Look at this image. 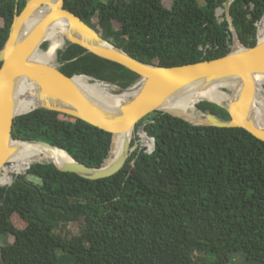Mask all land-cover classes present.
<instances>
[{
    "label": "trees",
    "instance_id": "obj_1",
    "mask_svg": "<svg viewBox=\"0 0 264 264\" xmlns=\"http://www.w3.org/2000/svg\"><path fill=\"white\" fill-rule=\"evenodd\" d=\"M26 1L0 0V49ZM226 1L173 0L168 7L164 0H64V7L135 58L176 66L231 50V24L217 14ZM229 12L242 42L254 46L264 0H234ZM57 52L69 76L120 87L140 79L76 43ZM197 107L229 118L217 103ZM139 128L155 139L154 148H134L110 176L89 179L34 162L0 184V235L14 237L0 246V264H61L66 254L71 264H235L240 252L264 263V140L243 127L196 125L165 111L144 116ZM12 134L48 141L89 166L111 157V132L61 111L18 115ZM141 136L152 146L143 130Z\"/></svg>",
    "mask_w": 264,
    "mask_h": 264
},
{
    "label": "water",
    "instance_id": "obj_2",
    "mask_svg": "<svg viewBox=\"0 0 264 264\" xmlns=\"http://www.w3.org/2000/svg\"><path fill=\"white\" fill-rule=\"evenodd\" d=\"M233 1L227 0L225 7L221 8L226 11L231 24L228 34L232 38L231 50L218 58L176 66H162L135 58L124 48L105 39L76 13L66 9L64 0H27L21 11L17 7L9 36L0 49V174L16 150L12 142L21 141L62 149L72 158L71 162L61 165L51 159L35 162H51L62 171L75 172L89 179L110 176L125 165L133 149L139 146L137 139L134 146L132 140L126 139L121 153L115 157L114 144L119 135L130 129L137 130L140 134L143 130L153 142L151 148H154L155 139L148 136L144 128L136 129V126L144 116L156 111L169 112L196 125L243 127L264 140V124L254 120L251 114L252 106L256 105L258 77L264 75V38L260 37L258 26L257 43L247 46L242 42L229 12ZM53 25L62 28L60 33L65 45L67 42L76 43L89 52L119 62L139 74L140 79L129 87H120L114 82L99 80L87 74L69 76L58 65L37 60L34 52L41 49L43 42L50 40L46 33ZM79 75L87 76L92 81L117 86L120 89L117 93L127 92L129 96L117 105L105 107L80 87L75 80ZM19 79L30 83L35 90L37 102V105L23 112L15 107V84ZM224 80H237L236 86L230 87L231 94L223 90L229 97L223 101L202 98L196 101V108L199 101L208 100L224 107L229 118H222L198 108L202 121L194 122L169 109L183 92L202 91L210 84ZM40 107L74 115L111 132V157L107 163L101 167L89 166L75 159L67 150L48 141L14 138L12 128L15 117ZM29 166L30 164L27 168ZM12 182L13 179L7 184ZM37 204L42 207L41 201Z\"/></svg>",
    "mask_w": 264,
    "mask_h": 264
},
{
    "label": "bare ground",
    "instance_id": "obj_3",
    "mask_svg": "<svg viewBox=\"0 0 264 264\" xmlns=\"http://www.w3.org/2000/svg\"><path fill=\"white\" fill-rule=\"evenodd\" d=\"M39 17V16H38ZM260 37L264 38V17L260 22ZM61 27L57 25L51 26L46 35L51 40L49 48L46 50L38 49L34 52V57L37 60L54 63L57 56V51L59 47L65 44L60 31ZM237 47H240L237 44ZM76 82L83 88V90L100 102L105 107H112L119 104L120 101L126 99L129 93H117L112 91L107 85L99 81H92L90 78L84 75L76 76ZM259 86L264 84V75L258 77ZM237 80H224L218 83H212L207 88L202 91H192L183 92L178 100H176L169 109L175 113H179L187 117L194 122L202 121V118L197 114L196 101L202 98H208L216 101L226 100L229 95L223 91V86L233 88L236 86ZM263 89V88H262ZM15 104L16 109L19 112L26 111L37 105L35 101V90L30 85L29 82L19 79L15 84ZM264 105V104H263ZM251 114L258 123L264 124V107L254 105L251 108ZM133 133L136 130H128L125 133L119 135L114 144L113 154L117 157L123 147V142L126 139L132 140ZM147 137V136H146ZM16 146L15 152L10 156L11 165L6 167V172L4 177H0L1 183H7L11 180L13 171H23L27 166L33 161H44L53 160L58 165L63 163L71 162L72 158L70 155L62 149L52 148L36 142H12Z\"/></svg>",
    "mask_w": 264,
    "mask_h": 264
},
{
    "label": "rangeland",
    "instance_id": "obj_4",
    "mask_svg": "<svg viewBox=\"0 0 264 264\" xmlns=\"http://www.w3.org/2000/svg\"><path fill=\"white\" fill-rule=\"evenodd\" d=\"M173 0H164V4L166 6H170L171 3H172ZM226 13L225 10H222L221 8H218V15L220 16V19H222V16ZM261 22V21H260ZM259 26H260V23H259ZM50 42L51 40H48V45L46 48H42L43 50H46L49 48V45H50ZM65 42V41H64ZM65 46V44L61 47H59L58 49H61ZM58 49H56V51H58ZM57 55H58V52H57ZM54 64L56 65H60L59 61H58V57L56 56V59L54 60ZM106 85V84H105ZM107 86L114 92H120V89L117 87V86H114L112 84H107ZM259 89L257 91V97H256V105L258 106H263L264 107V84H262V86L258 85ZM263 88V89H262ZM223 90L226 91L228 94H231V89L230 87H227V86H223ZM197 114L199 116L200 115V112L197 108ZM134 135V133H133ZM134 137V138H133ZM132 140H134V143L136 142L135 140L137 139L139 141V146H146L148 148H151L152 146L151 143H149V141H144V137L141 136V134L136 130V133L134 136H132ZM148 138V137H147ZM149 140H151L150 138H148ZM153 143V142H152ZM35 161L31 162V163H34ZM11 161L7 162L6 163V166L4 168V171L0 174V177H4L5 175V172H6V167L7 166H10L11 164ZM30 163V164H31ZM24 171V170H23ZM17 172L19 171H13L11 172V175H12V178L13 179V174H16ZM7 183H5L4 185H6ZM69 229L70 232L72 233H76L78 231V225L76 223H71L68 225L67 227ZM14 240V237L12 235H0V246L3 245L4 243H7V242H12ZM62 252H59V254H61ZM236 257H237V261L235 262V264H264V263H256V262H247L244 258L245 256L243 255V253H239V254H236ZM243 257V258H242ZM244 259V260H243ZM72 262V259H71V255L70 254H66L65 256H63L62 260H61V264H71Z\"/></svg>",
    "mask_w": 264,
    "mask_h": 264
}]
</instances>
